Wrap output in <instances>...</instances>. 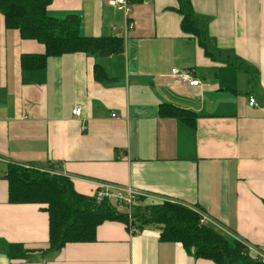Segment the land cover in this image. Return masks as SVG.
Listing matches in <instances>:
<instances>
[{
    "label": "crops",
    "instance_id": "obj_1",
    "mask_svg": "<svg viewBox=\"0 0 264 264\" xmlns=\"http://www.w3.org/2000/svg\"><path fill=\"white\" fill-rule=\"evenodd\" d=\"M191 2L213 56L183 32L178 0H134L121 55L51 57L37 70H23L21 58L44 46L8 30L0 12V242L48 247V213L10 203L4 176L8 164L53 165L79 194L111 185L143 194L140 206L170 199L264 252V0ZM48 13L78 16L83 36L123 35L124 13L107 0H53ZM96 63L112 82L96 80ZM175 68L208 86L173 82ZM165 104L196 113L195 124L163 113ZM131 229L107 221L95 242L29 259L10 258L0 244V264H216L162 241L155 226Z\"/></svg>",
    "mask_w": 264,
    "mask_h": 264
},
{
    "label": "trees",
    "instance_id": "obj_2",
    "mask_svg": "<svg viewBox=\"0 0 264 264\" xmlns=\"http://www.w3.org/2000/svg\"><path fill=\"white\" fill-rule=\"evenodd\" d=\"M52 1L0 0V12L5 18L6 28L17 31L23 40L40 43L45 49L43 53L23 54V70L42 69L51 57L84 53L103 60L111 54L124 52V38L83 36L78 16L70 15L64 20L50 16ZM178 1L179 6L173 10L183 17V32L198 38L206 53L213 56L208 48L207 28L196 17L191 0ZM94 71L97 81H113L103 64L96 63ZM162 112L193 125L197 116L171 104L163 105ZM54 168L53 165L48 168H27L19 164L7 166L4 178L9 183L10 203L42 206L49 215L50 225L46 249H29L21 244L0 242L3 251L12 259H29L34 254L45 256L59 252L68 244L95 242L97 228L107 221H115L138 231L155 226L161 232L162 241L180 243L198 259L211 260L216 264H262L252 256L250 244L245 240L233 233L228 236L210 224H201V213L195 208L170 199L153 207L138 204L129 208L113 200L98 203L94 196L76 192L72 180Z\"/></svg>",
    "mask_w": 264,
    "mask_h": 264
},
{
    "label": "built area",
    "instance_id": "obj_3",
    "mask_svg": "<svg viewBox=\"0 0 264 264\" xmlns=\"http://www.w3.org/2000/svg\"><path fill=\"white\" fill-rule=\"evenodd\" d=\"M133 3L134 0H107V4L109 6L117 10H120L124 13L125 24L122 28L123 35L121 38H124L125 40L127 39L129 32L135 28V23L130 19V13L132 10ZM113 30L116 31L117 28H113ZM171 78L173 82L181 85H186L188 87L196 88V87L208 86V84H203L199 78L194 76L188 70L175 68L171 72ZM249 106L253 108L258 107V101L254 96L249 97ZM73 114L76 118H82L83 116L82 106L81 105L76 106L75 109L73 110ZM113 117H116V115H113ZM143 196H144L143 194L135 191L133 188H121L111 185H101L94 195L98 203L103 202L104 200H113L116 203L127 206L129 208H132L134 205H138V203H140V198H142ZM196 211L201 213V217H202L201 224H207L210 222L205 212H202L200 210H196ZM232 237L234 238V236ZM250 252L254 258L258 259L262 264H264L263 251L250 246Z\"/></svg>",
    "mask_w": 264,
    "mask_h": 264
},
{
    "label": "rangeland",
    "instance_id": "obj_4",
    "mask_svg": "<svg viewBox=\"0 0 264 264\" xmlns=\"http://www.w3.org/2000/svg\"><path fill=\"white\" fill-rule=\"evenodd\" d=\"M27 168H29L30 166H26ZM25 170H27V169H25ZM166 202V200L165 199H162L161 201H160V203H158V204H163V203H165ZM155 205H157V204H154V206ZM150 206H152L153 207V205H150ZM196 210H199V209H196Z\"/></svg>",
    "mask_w": 264,
    "mask_h": 264
}]
</instances>
